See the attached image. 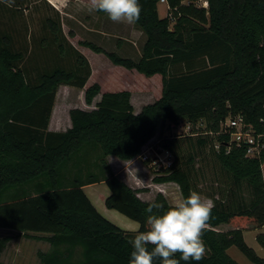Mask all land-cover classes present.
<instances>
[{
    "label": "trees",
    "instance_id": "16d2710c",
    "mask_svg": "<svg viewBox=\"0 0 264 264\" xmlns=\"http://www.w3.org/2000/svg\"><path fill=\"white\" fill-rule=\"evenodd\" d=\"M199 1L166 0L167 13L160 17V0H139L141 14L133 24L145 40L138 59L78 42L104 53L113 65L160 77V95L138 113L130 90L102 91L100 83H89L90 63L71 43L74 34L64 32L55 8L41 1L24 13L22 2L0 1V229L47 242V250L37 251L38 264H128L130 240L149 227L148 204H163L154 212L172 204L161 192L140 198L137 188L115 174L108 157L136 158L157 130L174 158L159 170L143 162L155 173L154 183L174 182L182 199L187 197L194 191V161L206 151L227 178L219 196L211 198L204 258L180 264H238L227 253L231 246L264 264L240 227L215 229L220 223L264 225V147L247 156L222 126L227 117L241 114L255 135L264 134V0ZM61 85L83 89L87 105L101 97L90 110L69 109L70 127L53 131L48 124ZM181 122L193 131L163 135ZM199 122L204 127L194 130ZM98 184L108 191L102 196L105 209L138 228L122 229L99 211L85 191ZM12 238L0 235V253ZM256 239L264 248V233ZM154 264H161L159 258Z\"/></svg>",
    "mask_w": 264,
    "mask_h": 264
},
{
    "label": "rangeland",
    "instance_id": "374dc122",
    "mask_svg": "<svg viewBox=\"0 0 264 264\" xmlns=\"http://www.w3.org/2000/svg\"><path fill=\"white\" fill-rule=\"evenodd\" d=\"M202 2H204V0H200L199 2H197V5L202 4ZM157 7L160 17H164L166 12L165 4L159 2ZM78 25L80 27L82 26L80 24ZM62 26L66 33H68L69 31L68 30L69 27H73V28L76 27L75 25H70L68 23H63ZM110 29H115V32L113 30L112 31L109 30L110 31L109 34H112L109 35L111 36L110 37L111 39L105 42H99L96 39L91 40L92 38L86 37L87 33H85V29H83L84 31H81L76 28L75 31H77L78 34L83 38L89 39L95 43H99V44L101 43L102 47L108 51H115L120 55L129 56L133 59H138V57L132 54H126V52L124 51L125 49L122 46L120 49L115 48L117 47V38H114L112 36H114L115 33L117 34L118 31L122 32V30L120 29V27H117L116 29V27L113 25H110ZM143 38H145L144 35ZM141 45L142 43H139L138 48H141ZM84 51L87 53L88 50L87 51L84 50ZM99 58H101L102 61L99 62L98 60H94L93 62L95 69L98 66H101V64L102 67L105 68V70L106 68L107 69L112 68L113 65L110 61L108 60L106 61L105 60L106 58H104L103 56L101 57L99 56ZM105 65L107 66L105 67ZM140 75L143 76L142 74ZM111 76H113L115 79L116 77H120V74L117 72H111L110 77ZM134 78L132 79L133 81L132 83L134 84L140 83L141 85L146 84L145 80L142 79L144 78V76L142 78L140 77L135 79ZM114 79L109 80L107 77V79L104 82V87L102 89L105 90L115 87V83L117 84V82ZM146 79L148 80V83L153 85L150 87L151 94L148 96L147 101L155 100L160 95V89H161L160 77L155 76ZM133 88L135 90L136 86H134ZM82 99H83V93L79 90L73 91L71 89L58 88L56 94V100H55L56 102L53 108L52 121L57 122L60 125L59 127L60 131H63L69 125V115H68L69 109H71L72 107H80L79 106L80 104H84L82 103ZM135 105L137 107V105L139 104L135 103ZM198 127L203 128L204 127L203 122H199L194 127V130L197 129ZM192 131H193L192 126L189 125L188 127V123L181 122L173 128L169 126V130L164 131V134L168 136L181 137L190 134V132ZM157 137H158V130L156 131L155 136L151 140H155ZM137 162L143 163V161L140 158L135 163ZM135 163L125 166L115 165L114 169L119 172V176L121 175L122 177L124 176L127 178V179L125 178V180L127 181L128 184L134 186L139 190L138 196L140 198L144 200L152 199L154 198L156 193L161 192L165 196L167 201L172 205L176 201L182 199L180 188L176 183L171 181L160 184L154 183L152 179L155 176V173L152 172V170L149 169V167H147L146 165L145 166L147 167L148 171H144L140 167L138 168L137 167L138 165L137 166L134 165ZM148 165L150 167H153L155 170H157V167H155V165H152L150 163ZM194 166H195L194 178H193L194 191L198 192L201 195L203 201L212 204L211 198H217L219 196V188H224V186L226 185L225 183V181L227 180L226 175L223 171H221L213 155L208 151H206L201 157H198L194 161ZM85 191L89 195V197H91L90 199L94 201L99 211H101L103 215H105V217L108 218L112 223H114L115 225L119 226L122 229L133 230V227L138 228V224L136 222L128 219L127 217L123 216L122 214L114 210L105 209L103 203L104 198L102 199V196L107 195L108 191L104 184H98L92 188H87ZM236 227H240L242 229L243 237L246 244L249 247H251L259 257L264 258V248L261 247V245L257 242L256 239V235L258 233H264V225L262 227H255V224L252 222L242 223L241 225H237L234 223H220L215 227V229L219 231H227ZM29 234L40 235V236L44 235L41 233H32V232H30ZM0 235L13 236L12 240L10 241L9 245L7 246L3 254H0L5 264H38V259L36 256L37 251L43 250L48 246V244H45V241L26 238L23 235H17V232L14 230L12 231V230L0 229ZM227 253L236 262H238V264H254L251 261H249L245 257V255L241 253V251L235 246H231L230 248H228Z\"/></svg>",
    "mask_w": 264,
    "mask_h": 264
},
{
    "label": "clouds",
    "instance_id": "9594fccd",
    "mask_svg": "<svg viewBox=\"0 0 264 264\" xmlns=\"http://www.w3.org/2000/svg\"><path fill=\"white\" fill-rule=\"evenodd\" d=\"M91 9L107 14L113 22L136 23L141 14L139 0H91ZM158 201L148 204L146 231L138 232L131 240L128 264H180V260L201 261L206 247L202 240L212 204L202 200L201 195L191 191L187 197L176 201L163 211ZM179 253V258L176 254Z\"/></svg>",
    "mask_w": 264,
    "mask_h": 264
},
{
    "label": "crops",
    "instance_id": "0c3cea01",
    "mask_svg": "<svg viewBox=\"0 0 264 264\" xmlns=\"http://www.w3.org/2000/svg\"><path fill=\"white\" fill-rule=\"evenodd\" d=\"M0 1H2L3 3H5L7 5H14L17 2H22L23 6H24V13H27L29 10V9H25V8H31L33 5L39 4L41 1L48 3L50 6L55 8L60 13L62 24L68 23L70 25L76 26L75 28L69 27L68 30L72 31L74 34V36L72 38H69V39H70L71 43L88 59V61L90 63L91 76L89 78V83L98 82V83H100L101 87L103 88L104 82L107 79V77L109 80L114 79L113 76H111L113 78L110 77V73L111 72H117L120 74V77L115 76L116 78L114 80L117 82V84L115 83V87H113L111 89H105V90L102 89V91H110V90L111 91L112 90L113 91H120L123 89L130 90V92H131V104L133 106L134 113H138L141 110L142 106H144L147 103H151L152 101H154V100L147 101L148 96L151 94V88L150 87L153 85L148 83V80L146 78H152V77H146L143 75L144 78H142L143 76H141L136 71L126 70L120 66L113 65V64H112L113 66L111 69L106 68V70H105V68L102 67V64H101V66H98L95 69V66L93 63L94 60H98L99 62L102 61V59L99 58V56L100 57L103 56L104 58H106L105 59L106 61L108 60V58L105 56L104 53H96V52L92 51L91 49H89L88 47L78 45L79 41L93 42V41H91L93 39H96L99 42L109 41V39H111L110 38L111 36H109V35H112V34H109V32L112 30L115 32V29H110V25H113L116 27V29H117V27H120V29L122 30V32L118 31L117 34L115 33L114 36H112L114 38H117V47H115V48L120 49L122 46L125 49L124 51L126 52V54H132V55L139 58L141 56V48L143 46L145 38H143V34L141 33L140 30H138L134 26V24H129V23L123 22V21L122 22H113L112 20H110L108 18L107 14H98V13H96V11L92 10L91 9V3L88 0H0ZM163 4H165V6H166V12H165V15H166L168 6L166 3H163ZM158 14H159V12H158ZM78 24H80L82 26L80 27ZM84 24H86V25H84ZM99 24H100V26H99ZM76 28L81 30V31H84L83 29H85V33H87L86 37H89L92 39L89 40V39L81 37L78 34V32L75 31ZM64 32H65V30H64ZM136 42L142 43L141 48H138L139 43H136ZM93 43H95V42H93ZM95 44L102 47L101 43L100 44L95 43ZM83 49L86 51L88 50L87 53ZM103 49L106 50L105 48H103ZM106 51H108V50H106ZM127 57H129V56H127ZM104 64H105V62H104ZM106 66L107 65H105V67ZM134 77L135 78L140 77V78L144 79L146 84L141 85L140 83L139 84L132 83L133 82L132 79ZM153 77H155V76H153ZM116 86H118V87H116ZM134 86H136V88H138V89L135 88V90H134V88H133ZM59 88L71 89L73 91H78V90L81 91L83 93L82 103H84V104H80L79 108H82L85 110H90V109L94 108L96 103L100 100V97H101V94H98L97 96L94 97L92 103L90 105H87L84 102V91H83V89H78V88L70 87L67 85H61ZM66 92H68V91H66ZM55 100H56V98H55ZM135 103H138L139 105H137V107H136ZM72 108H74V107H72ZM52 115H53V111H52L51 118H50V121L48 124V129L53 130V131H60L59 130L60 125L57 122L52 121ZM70 125H71V123H70V119H69V125L67 126V128L70 127ZM138 159L139 158L136 157L130 161H123V160H120L114 156L108 157V161H109L113 171L118 176H119V172L114 169L115 165H117V166H125V165H129V164L131 165V164L135 163L136 161H138ZM134 165H136V166L138 165L137 166L138 168L140 167L144 171H148L147 167L142 162H137ZM119 177H121L127 183V181L125 180L126 177H124V176L122 177L121 175ZM128 185H130V184H128ZM130 186H132V185H130ZM132 187H134V186H132ZM134 228H136V227H133V229ZM45 244H48V243L45 242ZM48 247H49V245L41 251L47 250ZM3 252L0 254H3ZM0 260L3 264H5L3 262L1 256H0Z\"/></svg>",
    "mask_w": 264,
    "mask_h": 264
},
{
    "label": "built area",
    "instance_id": "2783aa9c",
    "mask_svg": "<svg viewBox=\"0 0 264 264\" xmlns=\"http://www.w3.org/2000/svg\"><path fill=\"white\" fill-rule=\"evenodd\" d=\"M160 2L166 3V0H160ZM175 126L171 125V128ZM222 126L230 134V143L232 142L237 147L244 146L247 156L257 155L264 147V143L261 141L264 134L255 135L253 126L247 123L241 114L234 117H227L222 122ZM161 142L159 136L155 140L150 139L142 147L137 158H140L143 162L148 161L150 164L155 165L157 170L169 168L173 163L174 157L169 149L162 147ZM230 143H228L227 149L230 148ZM214 147L215 149H219L220 144L216 143Z\"/></svg>",
    "mask_w": 264,
    "mask_h": 264
}]
</instances>
